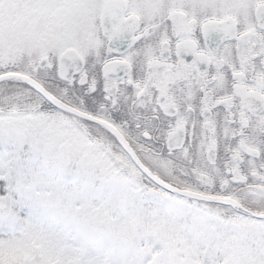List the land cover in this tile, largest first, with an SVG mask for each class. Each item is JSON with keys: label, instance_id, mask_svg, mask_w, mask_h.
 I'll return each mask as SVG.
<instances>
[{"label": "snow or ice", "instance_id": "6c2138e0", "mask_svg": "<svg viewBox=\"0 0 264 264\" xmlns=\"http://www.w3.org/2000/svg\"><path fill=\"white\" fill-rule=\"evenodd\" d=\"M0 264H264V0H0Z\"/></svg>", "mask_w": 264, "mask_h": 264}]
</instances>
